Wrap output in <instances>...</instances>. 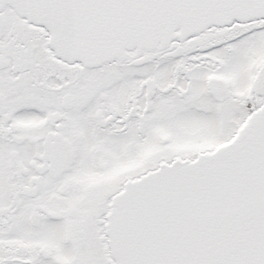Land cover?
<instances>
[{"label":"snow or ice","instance_id":"obj_1","mask_svg":"<svg viewBox=\"0 0 264 264\" xmlns=\"http://www.w3.org/2000/svg\"><path fill=\"white\" fill-rule=\"evenodd\" d=\"M0 264H264V0H0Z\"/></svg>","mask_w":264,"mask_h":264}]
</instances>
